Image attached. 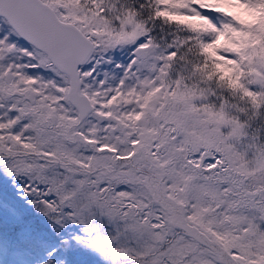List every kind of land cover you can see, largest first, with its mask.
I'll use <instances>...</instances> for the list:
<instances>
[{
	"label": "snow or ice",
	"instance_id": "1",
	"mask_svg": "<svg viewBox=\"0 0 264 264\" xmlns=\"http://www.w3.org/2000/svg\"><path fill=\"white\" fill-rule=\"evenodd\" d=\"M0 264H264V0H0Z\"/></svg>",
	"mask_w": 264,
	"mask_h": 264
}]
</instances>
